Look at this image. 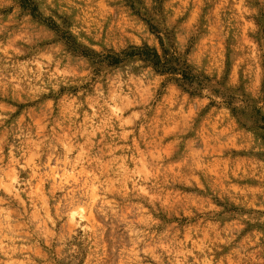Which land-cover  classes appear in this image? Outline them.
Here are the masks:
<instances>
[{"label": "rangeland", "instance_id": "1", "mask_svg": "<svg viewBox=\"0 0 264 264\" xmlns=\"http://www.w3.org/2000/svg\"><path fill=\"white\" fill-rule=\"evenodd\" d=\"M0 264H264V0H0Z\"/></svg>", "mask_w": 264, "mask_h": 264}, {"label": "trees", "instance_id": "2", "mask_svg": "<svg viewBox=\"0 0 264 264\" xmlns=\"http://www.w3.org/2000/svg\"><path fill=\"white\" fill-rule=\"evenodd\" d=\"M147 57H146V59L148 60V61H152V60H149V59H151V58H158V55H156V53H153V55H146ZM156 64V66H160L159 64H161V62L160 61H158V63H155ZM185 72V71H184ZM184 76H186V78L188 77L187 75H186V72L184 73ZM185 78V79H186Z\"/></svg>", "mask_w": 264, "mask_h": 264}]
</instances>
